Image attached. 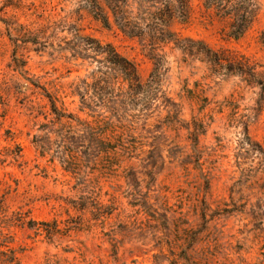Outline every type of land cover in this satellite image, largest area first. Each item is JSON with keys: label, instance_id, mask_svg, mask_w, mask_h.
<instances>
[{"label": "rangeland", "instance_id": "1", "mask_svg": "<svg viewBox=\"0 0 264 264\" xmlns=\"http://www.w3.org/2000/svg\"><path fill=\"white\" fill-rule=\"evenodd\" d=\"M258 1L257 18L238 39L227 36L204 0H190L188 22L172 29L179 38L245 54L258 64L263 85L213 75L171 43L163 49L169 71L161 87L179 103L178 120L163 108L144 123L123 120L129 130L114 120L107 136L132 135V151L116 149L118 162L110 166L101 153L73 171L33 141L54 115L32 81L56 96L58 107L95 124L98 112L80 110L72 94L92 66L60 47L77 31L93 35L129 58L143 81L154 65L148 47L112 18L104 26L89 0H0V243L14 249L17 264H264V0ZM18 59L25 64L17 67ZM19 213L56 228L36 232Z\"/></svg>", "mask_w": 264, "mask_h": 264}, {"label": "trees", "instance_id": "2", "mask_svg": "<svg viewBox=\"0 0 264 264\" xmlns=\"http://www.w3.org/2000/svg\"><path fill=\"white\" fill-rule=\"evenodd\" d=\"M89 2L92 7L91 13L94 12V17L104 26L109 27L112 18L124 34L138 39L143 47H148V55L154 65L147 80L143 81L136 65L129 58L122 55L112 44H104L93 35H83L77 31L72 39L65 40V46L60 45V49L70 51V57L86 62L87 69L92 66L86 76L75 83L72 94L78 96L80 110L88 109L91 112H98L101 116L95 124L75 118L73 113L58 107V98L44 85L32 81L36 87L43 90L41 94L49 100V113L54 115L48 122L40 125L39 130L43 134L34 135L33 141L40 148L42 155L52 152V157H59L67 170L75 171L80 168L82 161L96 163L101 153L110 166L118 162L116 149H121L122 153L132 151L131 148L134 147L132 135L131 139L127 140H124L123 134H114L113 139L107 136L108 130L110 128L113 130L114 125H117L115 121L121 124L119 127H127L126 130H129L131 128L124 125L123 120L130 124L135 121L144 123L154 110L162 108L167 111V118L178 120L179 103L168 96L161 87V79H166L169 71L163 49L171 43L173 47L182 51L184 58L195 57L205 62L213 75L227 77L237 74L248 84L255 81L263 85V80L256 79L262 74L256 70L258 64L245 54L236 55L224 49H213L200 39L179 38L172 25L175 22L184 24L188 22L190 0H89ZM204 6L225 23L227 36L235 39L242 37L251 28L260 9L258 0H204ZM28 40L45 46L39 37ZM260 41L264 44V31L261 32ZM24 64L25 60L21 59L16 63L17 67ZM106 112L109 115H106ZM247 128L246 126L244 132L246 138ZM52 134H55L56 138L53 139ZM194 141L196 149L198 135ZM246 151L250 152L251 148ZM242 155L243 153L238 152L237 158H242ZM114 157L116 158L113 159ZM140 206L150 214L149 203L142 201ZM0 208V211L3 210L1 205ZM18 220L22 223L27 222V225L36 232L45 230L52 234L56 228L55 222H52L55 225L51 229L46 227L50 224L48 221L37 222L34 219L27 221L21 213ZM1 245L7 248H0V264H17L14 249H11L6 241L0 243Z\"/></svg>", "mask_w": 264, "mask_h": 264}]
</instances>
